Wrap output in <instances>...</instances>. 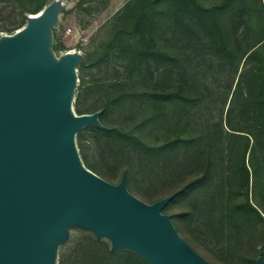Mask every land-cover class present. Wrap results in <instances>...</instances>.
Masks as SVG:
<instances>
[{"label": "rangeland", "instance_id": "1", "mask_svg": "<svg viewBox=\"0 0 264 264\" xmlns=\"http://www.w3.org/2000/svg\"><path fill=\"white\" fill-rule=\"evenodd\" d=\"M30 3L37 6L35 0H27V4ZM53 3L61 5L52 31L51 41L60 48L54 54L55 58L60 60L67 52L80 53L83 58L91 53L94 56L84 68L78 66L74 113L98 112L108 98L122 89L137 95L113 104L106 116L100 114L99 118L112 129L110 134L99 135L89 127L77 133L76 145L85 167L113 184H118L122 172L129 170L128 189L145 202L152 203L168 196L171 190L170 186L162 188L158 173L162 180L171 183L178 178H192L199 170L201 156L207 150L212 151L216 157V180L170 203L165 213L170 215L187 243L212 264H257V258L264 255L263 224L254 215L235 211L232 203L241 202L242 194L228 205L230 193L229 196L225 194L220 185L230 163L226 150L228 139L221 134L220 122L221 118L225 122L229 115L238 75L234 76L227 66H221L209 55V48L202 46L201 43H205L200 42L199 37L191 38L176 21L170 23L171 31L166 29L159 34L157 45L162 52L174 53L179 62L170 63L167 56L152 54L143 59L141 67L127 70L131 52L119 48L111 51L108 60L102 62L98 51L101 52L115 28L123 25L126 11L132 15L136 13L139 2L47 0V5ZM22 6L20 0H0V39L17 34L27 25L21 18ZM198 30L194 27L195 33L198 34ZM127 33L123 34V41L135 44L139 40ZM152 83H160L168 91L184 83L188 94L198 101L189 105L171 103L168 114L158 123L141 126V118L148 112L142 114L140 105L144 99L138 94ZM233 120H239L236 114ZM179 122L182 127L178 135L194 143L171 147L160 155L139 149L124 134L133 132L144 142L161 146ZM222 129L223 133L228 131L227 125L223 124ZM226 179L223 188L228 191L234 186L230 167L229 185ZM252 186L250 201L263 213L264 185L256 190ZM123 250H113L110 239L98 238L93 231L74 226L68 230L67 241L58 245L56 264H143L133 257L131 261L127 260V251Z\"/></svg>", "mask_w": 264, "mask_h": 264}, {"label": "water", "instance_id": "2", "mask_svg": "<svg viewBox=\"0 0 264 264\" xmlns=\"http://www.w3.org/2000/svg\"><path fill=\"white\" fill-rule=\"evenodd\" d=\"M60 10L49 4L0 39V264H56L58 245L74 226L150 264H212L163 212L173 195L147 203L125 177L113 184L82 163L76 135L101 127V111H73L83 57L57 60L51 51Z\"/></svg>", "mask_w": 264, "mask_h": 264}, {"label": "trees", "instance_id": "3", "mask_svg": "<svg viewBox=\"0 0 264 264\" xmlns=\"http://www.w3.org/2000/svg\"><path fill=\"white\" fill-rule=\"evenodd\" d=\"M20 1L23 4L21 18L25 22H28L30 14L39 13L48 6L47 0H35L37 6L33 3L28 5L27 0ZM135 1L139 2L136 13L132 15V13L126 11L123 25L115 28L116 30L111 38L101 48V52L98 51L100 60L103 59L102 62L108 60L110 52L119 48L121 51L131 52L126 66L127 70L141 67L143 59L152 54L165 55L170 63L179 62L178 57L174 53L169 50L162 52L157 45L159 34L166 29L171 31L170 23L176 21L180 26H183L185 32L191 38L199 37L200 42L203 41L205 43H201L202 46L209 48V55L214 56L221 66H227L234 76L238 75L236 88L229 104V115H227L225 122L223 118H221L220 122L221 134H225L228 139L226 150L230 159V163L228 162L227 164V175L221 182L224 184L225 180H227L226 178H228L229 185L230 167L231 183L234 182V188L230 185L231 190L225 191L223 184L220 185L221 190L225 194L229 196L230 193L228 205L229 201L233 202V198H238L242 194L241 202L232 203L235 211L244 212L248 216H256L264 227V212L262 213L250 201L249 196L251 184L255 190L259 186L264 185V0ZM194 27L199 29L198 34L197 31L195 33ZM126 32L139 40L135 44L123 41L122 36ZM51 51L56 54L60 51V48L52 42ZM93 59L92 53L89 54L82 59L79 67L81 69L84 68ZM141 84L145 85V82H141ZM186 90L184 83L177 86V89L173 91L162 88L160 83L144 86L138 96L144 99L140 105L142 114L144 115L143 112L147 111L148 115L142 116L140 125L146 126L149 123H158L161 117L168 114L171 103L189 105L193 101L197 102L198 98H193L188 94L189 90ZM135 94L136 92L134 91L123 89L116 91L112 98H108L102 104L100 110L102 116L107 115L113 104L135 98L137 96ZM234 114H236V117L238 116L239 120H233ZM99 122L102 125L101 127L94 125L86 127L91 128L99 135H106L112 132V129L101 118H99ZM223 124H226L228 129L225 133L222 131ZM180 127H182L181 122L176 123L170 136L166 138L161 146L148 144L141 137L133 134V132L123 133L139 149L146 152L154 151L160 155V153L171 147L194 143L193 140H185L182 139V135H178ZM204 153L200 158L199 170L192 178H178L171 183L169 180L166 182L164 178L162 180L160 173H158L157 177L161 180L162 188L164 186L171 187L168 195H173L174 197L170 203L187 197L194 191L216 180L218 176L215 165L216 157L210 150ZM120 177V181L123 177L128 181L130 180L131 172L124 170ZM237 185L238 189H236ZM169 204L163 209L164 213ZM262 245L264 249V237ZM123 251H127V260L131 261L133 257L136 262L138 260L143 264H150L134 252Z\"/></svg>", "mask_w": 264, "mask_h": 264}, {"label": "built area", "instance_id": "4", "mask_svg": "<svg viewBox=\"0 0 264 264\" xmlns=\"http://www.w3.org/2000/svg\"><path fill=\"white\" fill-rule=\"evenodd\" d=\"M67 53H77V52H67ZM66 54V53H65ZM80 54V53H79Z\"/></svg>", "mask_w": 264, "mask_h": 264}, {"label": "bare ground", "instance_id": "5", "mask_svg": "<svg viewBox=\"0 0 264 264\" xmlns=\"http://www.w3.org/2000/svg\"><path fill=\"white\" fill-rule=\"evenodd\" d=\"M33 15H36V14H33Z\"/></svg>", "mask_w": 264, "mask_h": 264}]
</instances>
